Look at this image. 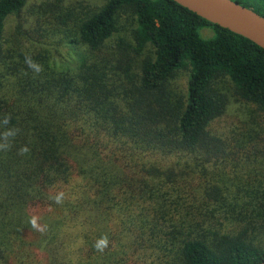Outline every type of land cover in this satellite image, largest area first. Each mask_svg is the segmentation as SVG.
Returning a JSON list of instances; mask_svg holds the SVG:
<instances>
[{
  "label": "trees",
  "instance_id": "16d2710c",
  "mask_svg": "<svg viewBox=\"0 0 264 264\" xmlns=\"http://www.w3.org/2000/svg\"><path fill=\"white\" fill-rule=\"evenodd\" d=\"M29 1L0 0V264L264 262V50L174 0Z\"/></svg>",
  "mask_w": 264,
  "mask_h": 264
},
{
  "label": "water",
  "instance_id": "95a60500",
  "mask_svg": "<svg viewBox=\"0 0 264 264\" xmlns=\"http://www.w3.org/2000/svg\"><path fill=\"white\" fill-rule=\"evenodd\" d=\"M174 1L209 23L242 36L264 50V18L252 10L231 0Z\"/></svg>",
  "mask_w": 264,
  "mask_h": 264
},
{
  "label": "clouds",
  "instance_id": "9594fccd",
  "mask_svg": "<svg viewBox=\"0 0 264 264\" xmlns=\"http://www.w3.org/2000/svg\"><path fill=\"white\" fill-rule=\"evenodd\" d=\"M25 64L27 65V67L32 70L34 73H40L43 71V67L42 65H40L39 63L33 61V59L31 58V56L26 55L25 56ZM10 117L6 116L3 120V124H8L10 121ZM19 129H6L3 133H0V137H2L3 139L7 140L8 137H12L14 138L16 136V134L18 133ZM10 148V143L7 144L6 146L4 145H0V150H7ZM29 151V149L25 146L22 147L20 149V154L23 155L24 153H27ZM57 201H59V197H57ZM31 224L33 227H37V222H36V218H33L31 220ZM107 237H103L101 238L97 244L96 247L100 250H102L104 247H107Z\"/></svg>",
  "mask_w": 264,
  "mask_h": 264
},
{
  "label": "rangeland",
  "instance_id": "374dc122",
  "mask_svg": "<svg viewBox=\"0 0 264 264\" xmlns=\"http://www.w3.org/2000/svg\"><path fill=\"white\" fill-rule=\"evenodd\" d=\"M40 0H30L28 2V4L32 3V2H35V3H38ZM85 2L89 5H92V6H97V5H100L103 0H64L65 3H74V2ZM29 10L28 9H24V11L21 13L20 17H26V13L28 12ZM27 18H28V15H27ZM14 21H18V18L15 16V17H11L9 18L7 21H6V26L8 25H13ZM221 122L222 123H217L214 125V128L216 130H220L222 127H221V124H223V121L224 122H228V124H230V126H232L234 123H235V117L233 115V113L231 111L227 112L221 119ZM227 124V125H228Z\"/></svg>",
  "mask_w": 264,
  "mask_h": 264
}]
</instances>
